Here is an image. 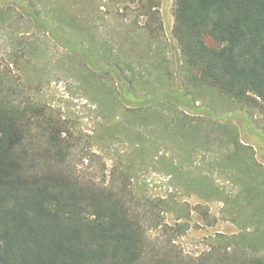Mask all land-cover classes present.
Wrapping results in <instances>:
<instances>
[{"label":"rangeland","instance_id":"rangeland-1","mask_svg":"<svg viewBox=\"0 0 264 264\" xmlns=\"http://www.w3.org/2000/svg\"><path fill=\"white\" fill-rule=\"evenodd\" d=\"M18 1L21 7L0 0V77L13 90V102L28 110L37 149L43 150L50 135L63 139L67 161L56 169L111 190L143 226L157 256L177 253L189 262L223 251L218 234L231 237L241 227L209 196L211 182L199 186L202 166L173 124L183 108L160 98L146 106L121 102L123 81L86 65L79 51L125 62L132 69L123 68L125 80L134 82L128 88L132 99L155 87L181 92L182 83L198 108L184 113L203 126V138L192 145L213 136L209 123L227 128L252 149L263 171L264 108L237 104L188 81L172 38L174 0ZM205 42L212 44L208 37ZM99 59L101 65L104 58Z\"/></svg>","mask_w":264,"mask_h":264},{"label":"trees","instance_id":"trees-1","mask_svg":"<svg viewBox=\"0 0 264 264\" xmlns=\"http://www.w3.org/2000/svg\"><path fill=\"white\" fill-rule=\"evenodd\" d=\"M13 4L22 6L18 0ZM172 38L180 68L194 87L264 108V0H174ZM79 52L86 65L123 81L121 102L146 106L160 98L183 108V114L173 115V124L202 166L199 186L211 182L209 196L223 204L222 215L241 232L218 234L224 250L196 260L186 262L168 252L157 256L148 248L143 226L111 190L56 169L67 161L69 145L63 139L50 135L43 150L37 149L28 110L13 102V90L0 77V264H264V171L252 149L212 123L213 136L193 146L203 138V126L184 113L198 108L181 90L182 83L181 92L155 87L132 99L128 88H135L134 82L125 80L123 68L132 69L125 62L95 57L88 49ZM235 158L237 166L227 168ZM174 167L179 173L181 165ZM229 203L236 209L227 211Z\"/></svg>","mask_w":264,"mask_h":264}]
</instances>
